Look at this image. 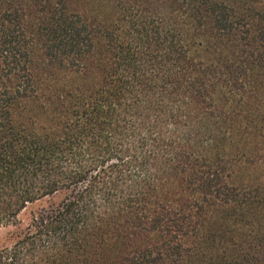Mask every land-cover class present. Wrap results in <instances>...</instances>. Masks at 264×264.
I'll list each match as a JSON object with an SVG mask.
<instances>
[{
	"label": "trees",
	"instance_id": "trees-1",
	"mask_svg": "<svg viewBox=\"0 0 264 264\" xmlns=\"http://www.w3.org/2000/svg\"><path fill=\"white\" fill-rule=\"evenodd\" d=\"M97 2L0 0V264H264V0Z\"/></svg>",
	"mask_w": 264,
	"mask_h": 264
},
{
	"label": "rangeland",
	"instance_id": "rangeland-1",
	"mask_svg": "<svg viewBox=\"0 0 264 264\" xmlns=\"http://www.w3.org/2000/svg\"><path fill=\"white\" fill-rule=\"evenodd\" d=\"M97 0H71V6L73 7V9L78 8V9H87V11L89 12H94L96 13V9H97ZM101 6V5H99ZM237 173L238 176L241 179H245V180H251L254 181L257 178L262 177L264 174V165H257L256 166H250V167H239L237 169ZM24 219L27 218V216L23 217ZM12 231H15L14 228H1L0 229V245L4 242L7 241V237L9 235V233H11Z\"/></svg>",
	"mask_w": 264,
	"mask_h": 264
}]
</instances>
